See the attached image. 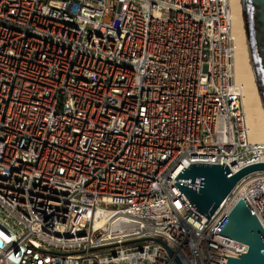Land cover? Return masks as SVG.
<instances>
[{
  "label": "built area",
  "instance_id": "obj_1",
  "mask_svg": "<svg viewBox=\"0 0 264 264\" xmlns=\"http://www.w3.org/2000/svg\"><path fill=\"white\" fill-rule=\"evenodd\" d=\"M232 1L0 0V264L248 251L219 227L242 198L264 227V169L209 218L175 184L191 163L233 175L264 162L236 82Z\"/></svg>",
  "mask_w": 264,
  "mask_h": 264
},
{
  "label": "water",
  "instance_id": "obj_2",
  "mask_svg": "<svg viewBox=\"0 0 264 264\" xmlns=\"http://www.w3.org/2000/svg\"><path fill=\"white\" fill-rule=\"evenodd\" d=\"M244 21L247 31L249 55L256 84L264 106V0H243ZM191 163L176 176L180 192H185L193 207L208 218L220 207L231 190L245 174L264 169V162H256L241 168L233 175L228 163ZM201 180L200 187L193 183ZM227 214L219 227L221 234L231 236L248 244V251L240 257L229 256L223 264H264V227L247 198L240 199ZM4 242L0 239V246ZM166 245V244H165ZM172 254L173 252L169 250ZM182 264L179 257H176Z\"/></svg>",
  "mask_w": 264,
  "mask_h": 264
},
{
  "label": "bare ground",
  "instance_id": "obj_3",
  "mask_svg": "<svg viewBox=\"0 0 264 264\" xmlns=\"http://www.w3.org/2000/svg\"><path fill=\"white\" fill-rule=\"evenodd\" d=\"M232 10L233 35L237 44L235 53L236 82L242 86L251 137L254 141H264V106L260 98L249 55L243 0H233Z\"/></svg>",
  "mask_w": 264,
  "mask_h": 264
}]
</instances>
